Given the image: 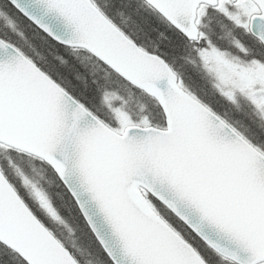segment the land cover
<instances>
[{"label": "snow or ice", "instance_id": "obj_1", "mask_svg": "<svg viewBox=\"0 0 264 264\" xmlns=\"http://www.w3.org/2000/svg\"><path fill=\"white\" fill-rule=\"evenodd\" d=\"M0 264H264V0H0Z\"/></svg>", "mask_w": 264, "mask_h": 264}]
</instances>
